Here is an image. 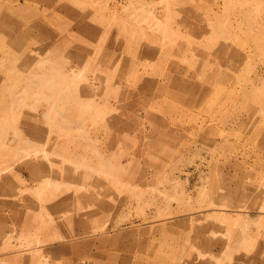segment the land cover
<instances>
[{
	"label": "rangeland",
	"instance_id": "374dc122",
	"mask_svg": "<svg viewBox=\"0 0 264 264\" xmlns=\"http://www.w3.org/2000/svg\"><path fill=\"white\" fill-rule=\"evenodd\" d=\"M0 264H264V0H0Z\"/></svg>",
	"mask_w": 264,
	"mask_h": 264
}]
</instances>
